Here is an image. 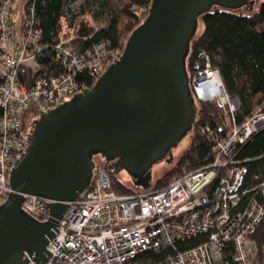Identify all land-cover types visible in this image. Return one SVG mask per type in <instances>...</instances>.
I'll return each instance as SVG.
<instances>
[{
  "label": "built area",
  "instance_id": "2783aa9c",
  "mask_svg": "<svg viewBox=\"0 0 264 264\" xmlns=\"http://www.w3.org/2000/svg\"><path fill=\"white\" fill-rule=\"evenodd\" d=\"M34 0H0V204L8 198L10 170L25 149L29 127L21 116L30 108L33 120L61 101L81 91L75 77L90 72L97 79L113 63L103 45L77 52L70 42L76 30L68 15L58 20L54 42L41 41L34 19ZM88 26L93 19L82 15ZM52 51L58 67L46 74L37 62ZM28 67L32 79L21 84L19 71ZM188 75V74H187ZM207 75L219 80L218 91ZM189 88L198 102L216 100L236 112L235 99L226 94L216 70L208 64L188 75ZM213 79V78H212ZM208 92L200 94L198 86ZM264 128V112L240 125L232 120L223 139L214 137L208 126L202 133L213 142L212 162L185 172L159 189L122 194L112 188L108 163L95 164L91 183L80 193L58 221V233L47 243L50 255L44 264H137L144 252L172 249L173 255L154 264H247L250 237L264 214V180L244 187L246 168L236 161V151ZM107 165V167H106ZM257 178V177H256ZM254 192L249 200L244 195ZM22 210L38 222H46L49 212L44 202L53 200L24 194ZM198 242L187 249L177 243ZM29 264H37L27 257Z\"/></svg>",
  "mask_w": 264,
  "mask_h": 264
},
{
  "label": "water",
  "instance_id": "95a60500",
  "mask_svg": "<svg viewBox=\"0 0 264 264\" xmlns=\"http://www.w3.org/2000/svg\"><path fill=\"white\" fill-rule=\"evenodd\" d=\"M262 0H255L261 2ZM148 15L128 35L123 51L91 88H84L31 121L27 145L10 170L0 204V264H44L46 245L71 202L90 186L95 154L133 186L151 187L150 167L171 163L172 150L192 129L195 100L185 59L201 15L254 0H151ZM24 194L42 196L48 212L38 222L20 207Z\"/></svg>",
  "mask_w": 264,
  "mask_h": 264
},
{
  "label": "trees",
  "instance_id": "16d2710c",
  "mask_svg": "<svg viewBox=\"0 0 264 264\" xmlns=\"http://www.w3.org/2000/svg\"><path fill=\"white\" fill-rule=\"evenodd\" d=\"M150 2L151 0H34V19L42 32L41 41L52 44L57 34L59 17L68 15L70 24L76 30V37L70 42L71 47L79 53L102 44L106 52H109L108 60L111 63L123 51L127 36L148 15ZM256 9L254 12H241L212 6L209 12L200 16L203 29L200 36L190 41L185 59L188 75L203 70L207 64L217 71L226 94L237 102L232 118L235 125L247 121L255 113L264 112V0ZM82 15L92 17L94 25L88 26ZM46 54L37 60L44 74L58 67L52 58L53 52L49 49ZM19 75L20 82L24 85L32 79L28 67L21 68ZM2 81L0 76V83ZM75 81L80 90L91 88L95 75L87 71L80 72ZM195 108L191 146L183 152L176 166L156 182L154 189L169 184L185 172L195 171L212 162L214 144L206 133L201 132V128L208 126L218 139L226 137L231 130L232 120H229L228 110L219 107L216 100L198 102ZM31 112H34L33 108L22 114L24 126L25 118ZM30 126L31 124L28 127ZM235 154L236 161L246 168L244 187L248 188L264 180V128L239 146ZM109 174L115 192H139L138 188L124 186L111 170ZM252 194L253 191L244 195L245 200H249ZM261 219L250 237L254 250L249 252L247 264H264V214ZM197 242L198 239H193L176 245L177 249L183 250ZM173 253L172 249L144 252L138 256L137 264L164 262Z\"/></svg>",
  "mask_w": 264,
  "mask_h": 264
},
{
  "label": "rangeland",
  "instance_id": "374dc122",
  "mask_svg": "<svg viewBox=\"0 0 264 264\" xmlns=\"http://www.w3.org/2000/svg\"><path fill=\"white\" fill-rule=\"evenodd\" d=\"M260 2H255L251 11L248 10V5L243 6V8L241 9V12L245 11V12H254L255 10H257V6L259 5ZM98 24V23H97ZM203 29V24L199 21V25L196 29L195 33V37L200 36V33ZM128 38V36H127ZM127 40V39H126ZM124 46V45H123ZM116 59V58H115ZM194 98V96H193ZM195 100V99H194ZM198 101L195 100V107L197 105ZM237 103V102H236ZM25 121V126H29L31 124V117L30 115L27 116ZM192 139H193V134H192V129L190 131H188L187 133H185V135L182 136L181 140L176 143V145L174 146L173 150H172V157L173 160L171 163H167L165 160H161L158 162H155L151 167V187L150 189H154L156 188V182L158 180H160L162 178V176L168 172H170L174 166H176L177 161L179 160V158L181 157V155L183 154V152L190 147L191 143H192ZM92 160H94V163L96 164H103L104 160L101 157L100 154H95L92 158ZM116 178L118 181H120L124 186H126L127 188H131V189H135V187L133 186L132 180L130 178V175L125 171V170H121L119 172H117L116 174ZM249 250L253 251L254 250V246L250 245L249 246Z\"/></svg>",
  "mask_w": 264,
  "mask_h": 264
},
{
  "label": "bare ground",
  "instance_id": "6f19581e",
  "mask_svg": "<svg viewBox=\"0 0 264 264\" xmlns=\"http://www.w3.org/2000/svg\"><path fill=\"white\" fill-rule=\"evenodd\" d=\"M208 79H209V81H210V84L213 86V88L212 89H214L215 91H218V86H219V80H218V78L216 77V76H214V75H207L206 76ZM213 78V79H212ZM197 89H199V92H200V94H202L203 92L205 93V92H208L207 91V89L204 87V85L202 84V85H200V86H198V88Z\"/></svg>",
  "mask_w": 264,
  "mask_h": 264
}]
</instances>
